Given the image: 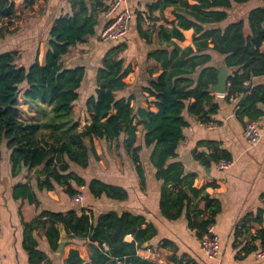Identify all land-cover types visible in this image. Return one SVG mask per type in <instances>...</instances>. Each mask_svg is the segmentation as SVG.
<instances>
[{"label": "trees", "instance_id": "1", "mask_svg": "<svg viewBox=\"0 0 264 264\" xmlns=\"http://www.w3.org/2000/svg\"><path fill=\"white\" fill-rule=\"evenodd\" d=\"M35 1L30 0V5ZM90 1L88 7L84 0H70L73 13L53 22L41 62L36 56L25 64L17 51L0 52V163L4 148L9 152L11 177L22 170L33 173L41 167L35 177L38 190L61 187L72 198L84 188L93 199L104 196L123 201L127 194L121 188L95 178L85 181L72 168L88 172L100 160L94 142L115 141V149L122 151L143 180L141 152L149 150V164L155 170L156 180L162 183L159 202L162 216L168 221L177 220L185 207L190 208L191 197L200 196L193 207L196 213L192 212V219L188 215L187 221L199 240L210 236L208 229L219 212V203L204 193V187L199 190L192 187L195 174L184 175L182 164L176 161L177 149L184 140L183 129L189 127L190 118L208 125L215 122L220 109L212 91L220 68L212 64V54L223 57L222 65L228 70L223 101L228 103L239 98L235 106L237 119L245 125L261 116L257 104L264 103V87L249 85L252 79L264 76V52L261 51L264 7L250 10L246 23L240 20L221 28L217 25L227 19L233 4L250 0H195L193 5L186 0H153L146 15L152 18L153 13L172 8L174 16V20L149 31L138 27L140 37L146 42L151 43L155 38L159 43L147 54V61L153 60L161 73L152 77L157 71H149V81L140 88L138 102L134 96H123L122 92L134 84L138 64L135 61L126 64L125 40L115 41L96 70L93 93L84 101V112L90 122L80 127L77 105L85 68H67L62 58L70 47L83 43L95 33L103 5L102 0ZM12 12L13 4L0 0V17H10ZM139 21L137 18V24ZM190 29L194 48H180L176 42L184 41L181 31ZM22 104L35 115L24 114ZM138 126H141L142 146L135 145ZM192 157L204 166L209 165L202 153ZM213 160L215 164L220 160L231 161L223 153ZM12 197L35 201L27 183L13 186ZM261 198L264 204V193ZM263 214L264 209H258L254 216H246L240 227L247 229L250 222L260 225ZM42 217L47 220L41 221ZM22 223L23 248L29 264H42L46 257L37 250L32 233L44 235L50 250L56 252L59 224L69 238L87 239L83 246L71 242L63 245L64 264H115L117 260L124 264H151L136 257L134 243L124 242L127 235L139 241L142 218L108 213L94 223L85 211L74 210L66 216L42 212L32 222ZM255 241H259L258 246L254 245ZM243 250L246 256L264 251V228L256 231Z\"/></svg>", "mask_w": 264, "mask_h": 264}, {"label": "crops", "instance_id": "2", "mask_svg": "<svg viewBox=\"0 0 264 264\" xmlns=\"http://www.w3.org/2000/svg\"><path fill=\"white\" fill-rule=\"evenodd\" d=\"M13 4V12L10 17H0V29L3 37L0 38V52L17 51L20 61L29 64L37 59L41 62L45 44L48 41L49 30L60 16H70L73 13L70 0H36L30 5V0H7ZM189 4H196L195 0H186ZM90 7L91 1L84 0ZM111 0H102L103 10L98 16V25L94 35L74 47H70L62 58L67 68L83 66L85 79L79 93L83 105L95 88V73L100 67V61L105 52L114 44L101 40L100 34L108 18L105 12ZM153 0H126V6L131 13L128 33L124 39L127 51L123 54L125 63L135 61L138 64L135 73L134 84L122 92L125 97L134 96L140 100V88L149 81L150 70L158 69L153 61H147V54L159 45L153 38L151 43L146 42L139 35V29L149 31L154 27L174 20L172 8L155 12L150 18L147 7ZM264 7V0H250L241 5L233 4L228 10L227 19L217 25L225 27L230 23L244 21L246 23L250 10ZM149 17V18H148ZM140 18L137 24L136 19ZM184 41L176 42L180 48L193 47V30L181 31ZM248 34V28L245 30ZM264 52V43L261 46ZM212 64L225 69L222 65L223 57L212 54ZM228 74V70L225 69ZM161 73L158 70L153 73L155 77ZM264 87V76L254 78L249 87ZM219 100L220 109L215 116V122L208 125L199 124L194 118L189 119V127L183 129L184 140L177 149L176 161L182 164L184 175L195 174L192 187L199 190L204 187V193L219 203L220 209L212 225L213 234L217 237L220 246V255L216 259L205 257L200 248V240L194 229L189 227L188 215L192 219L193 207L200 200V196L191 197L190 208L185 207L177 220L168 221L161 214L160 196L162 183L155 178V170L149 164V150L141 152L144 178L141 180L135 166L124 157L122 151L115 149L116 142H94L97 154L100 156L98 163H94L86 172L77 173L85 181L93 178L117 186L126 192L127 197L123 201H116L102 196L93 199L89 194H83L80 204H75L69 198L64 189L55 187L54 190H38L33 173L22 170L16 177H11L8 163L9 152L1 149L2 161L0 163V264H29L28 256L23 248L25 223L32 222L42 212L61 214L66 216L70 211L83 210L89 215L92 222L105 214L115 213L117 216L128 214L132 217L142 218L144 224L139 241L133 236L124 237V242L134 243L136 257L151 264H264V255H244L245 244L255 236L256 231L264 228V214L262 223L250 222L246 228L240 227L246 216H254L258 209H264L261 195L264 193V103H258L257 109L261 116L256 122L259 130L258 142L251 146L243 138L244 123L235 116V106L239 101L236 97L230 102L223 101V95H214ZM80 127L88 124L90 119L82 111ZM141 126L137 127V139L135 145L142 146ZM202 153L209 165L204 166L193 159ZM225 154L232 164L224 171H218L213 159L219 154ZM27 183L33 192L35 201L14 200L12 187L16 184ZM82 190V191H83ZM47 219L42 217L41 221ZM59 248L56 252L50 250L46 237L37 231L32 233L33 240L37 244V250L45 254L42 264H64L61 251L67 242L83 246L87 239H71L66 234L64 227L59 224ZM250 244L253 245L252 242ZM254 245L258 246L259 241ZM86 262V260H85Z\"/></svg>", "mask_w": 264, "mask_h": 264}, {"label": "built area", "instance_id": "3", "mask_svg": "<svg viewBox=\"0 0 264 264\" xmlns=\"http://www.w3.org/2000/svg\"><path fill=\"white\" fill-rule=\"evenodd\" d=\"M108 22L101 31V40L107 43L124 39L127 36L129 23L131 20V13L126 6V0H111L106 12ZM224 96V95H223ZM243 138L246 142L253 146L259 140V130L255 121H249L245 124L243 129ZM232 162L220 160L215 168L218 171H224L230 168ZM83 188L74 195L71 200L74 203H80L83 199L81 194ZM208 233L210 236H205L200 240V248L203 254L208 259H216L220 255V246L217 237L213 234V228L209 227ZM264 251L258 252L257 256L262 257ZM115 264H124L122 261H115Z\"/></svg>", "mask_w": 264, "mask_h": 264}, {"label": "water", "instance_id": "4", "mask_svg": "<svg viewBox=\"0 0 264 264\" xmlns=\"http://www.w3.org/2000/svg\"><path fill=\"white\" fill-rule=\"evenodd\" d=\"M227 72L225 69L219 70L217 84L212 88L214 95H225L227 88ZM41 171V167H38L34 170L33 174L38 175Z\"/></svg>", "mask_w": 264, "mask_h": 264}, {"label": "rangeland", "instance_id": "5", "mask_svg": "<svg viewBox=\"0 0 264 264\" xmlns=\"http://www.w3.org/2000/svg\"><path fill=\"white\" fill-rule=\"evenodd\" d=\"M119 41V40H118ZM85 93H82L81 94V96L82 95H84ZM22 106V109H23V112H24V114H27V115H29V116H33V115H35L34 114V112H29V109H28V107L26 106V105H24V104H22L21 105ZM78 113H79V118H80V121L82 120V111H83V103L81 102V101H79V103H78ZM28 120H31L30 119V117H28ZM81 123V122H80ZM81 125V124H80ZM81 194H82V196H83V194H84V190L81 192ZM81 203V202H80ZM80 203H75V204H80Z\"/></svg>", "mask_w": 264, "mask_h": 264}]
</instances>
